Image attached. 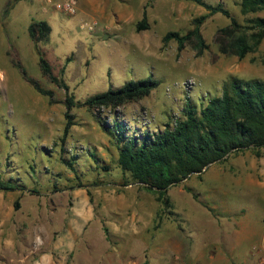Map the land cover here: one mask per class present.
Returning <instances> with one entry per match:
<instances>
[{
	"label": "rangeland",
	"instance_id": "1",
	"mask_svg": "<svg viewBox=\"0 0 264 264\" xmlns=\"http://www.w3.org/2000/svg\"><path fill=\"white\" fill-rule=\"evenodd\" d=\"M205 1L222 3L246 28L251 18H264V12L241 14L240 0ZM79 2L73 16L39 0H10L0 11V182L18 188L0 190V264H40L49 254L51 264H202L201 250L224 256L230 248L238 250L231 263L259 264L264 147L232 153L159 199L119 169L117 144L97 122L98 112L66 110L65 91L40 71L28 27L50 26L37 46L74 101L131 80H155L147 97L117 109L127 133L140 136L173 127L186 102L200 108L231 77L264 80V38L242 60L223 55L214 38L230 21L215 14L201 26L208 47L198 56L191 44L178 52L175 41L164 45L162 37L192 29L193 19L206 14L202 7L182 0ZM144 12L148 29L137 31ZM84 21L96 26L81 29ZM17 65L53 92V103ZM66 112L73 125L64 138ZM100 114L112 122L108 110Z\"/></svg>",
	"mask_w": 264,
	"mask_h": 264
},
{
	"label": "trees",
	"instance_id": "2",
	"mask_svg": "<svg viewBox=\"0 0 264 264\" xmlns=\"http://www.w3.org/2000/svg\"><path fill=\"white\" fill-rule=\"evenodd\" d=\"M179 1V0H178ZM202 7L206 14L192 21V29L181 35L168 32L162 37L165 45L175 41L177 51L181 52L191 44L198 56L207 49L201 34V26L210 16L220 14L227 18L229 25L217 31L214 42L223 55H231L239 60L251 53L264 38V18L254 17L243 27L222 3L210 4L205 0H182ZM243 15L264 12V0H240ZM148 29L145 12L136 30ZM30 39L38 57V66L44 77L65 91L64 105L69 111L74 107H85L98 112L96 119L101 128L117 144V166L124 174H129L133 183L154 192L159 199L165 198L167 190L182 183L192 175H200L210 165L225 160L229 155L248 149L264 147V80H242L231 77L223 85L220 96L210 98L205 105L197 108L190 101L182 110V118L173 127L140 134H128V125L120 120L117 109L147 97L158 83L151 79L131 80L119 88L95 94L83 102L74 101L65 82L53 75L48 61L37 44L45 40L50 26L43 21L33 22L28 27ZM21 70L23 79L41 96L53 103V92L43 89L35 80ZM101 109L108 110L112 122L101 119ZM65 138L71 126L72 117L65 113ZM72 168V164H68ZM107 170L108 168H103ZM18 189L11 183L0 182L1 191ZM167 203V200H164ZM17 207V205H15ZM141 264H150L144 261Z\"/></svg>",
	"mask_w": 264,
	"mask_h": 264
},
{
	"label": "built area",
	"instance_id": "3",
	"mask_svg": "<svg viewBox=\"0 0 264 264\" xmlns=\"http://www.w3.org/2000/svg\"><path fill=\"white\" fill-rule=\"evenodd\" d=\"M43 4L51 7L54 11L60 12L67 16H73L77 13L79 0H39ZM96 26L95 21H84L81 24V29L91 31ZM188 85H192V81L187 82ZM259 264H264L262 259Z\"/></svg>",
	"mask_w": 264,
	"mask_h": 264
},
{
	"label": "crops",
	"instance_id": "4",
	"mask_svg": "<svg viewBox=\"0 0 264 264\" xmlns=\"http://www.w3.org/2000/svg\"><path fill=\"white\" fill-rule=\"evenodd\" d=\"M8 2H10V0L3 1V3L1 4V8H0L1 13L4 10V7L7 5ZM38 12H40V11H38ZM1 13H0V16L2 15ZM34 17L37 18V19L39 18L36 14H34ZM0 21H1V19H0ZM43 22H45V21H43ZM236 251H238V250H236V248H230L228 250V252L224 253L225 254L224 256H220V255H213V254H210V253H205L204 250H201V252L199 253V258H200L202 264H215V262L218 261L219 259L229 262L228 264H233V263H231V260L233 259L232 256L234 255V253ZM50 255L51 254L45 255V256H41L39 258L38 262L40 264H51L53 259H52V256H50ZM235 257H236V259L240 258L236 254H235Z\"/></svg>",
	"mask_w": 264,
	"mask_h": 264
}]
</instances>
